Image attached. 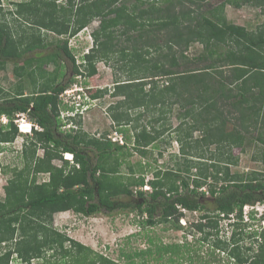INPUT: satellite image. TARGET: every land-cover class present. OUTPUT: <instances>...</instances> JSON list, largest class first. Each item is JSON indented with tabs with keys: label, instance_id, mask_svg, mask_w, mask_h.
<instances>
[{
	"label": "trees",
	"instance_id": "1",
	"mask_svg": "<svg viewBox=\"0 0 264 264\" xmlns=\"http://www.w3.org/2000/svg\"><path fill=\"white\" fill-rule=\"evenodd\" d=\"M59 1L19 0L7 8L0 0V69L11 61L19 78L15 88L1 89L0 118L6 115L9 121L0 126V144L19 136L17 113H27L42 128L34 129L32 141L23 149L25 166L9 178L5 196L0 197V264H11L14 254L20 264H119L53 226L57 212L72 210L91 216L103 212V207L111 212L119 206L146 214L147 224L173 221L175 227L181 226L184 216L179 206L200 211V219L191 226L201 240H210L216 230L215 247L238 264H264V228L255 251L242 242L248 226L238 222L244 221L245 205L264 201V173L253 170L241 175L230 169L238 162L234 148L243 149L247 142L264 145V22L249 29L230 21L226 12L227 5L251 4L264 15V0H222L218 4L213 0H136L132 5L127 0ZM96 18L100 19L94 32L97 47L85 55L84 70L76 64L67 40L57 45L73 65L74 74H95L97 61L113 54L125 60L123 66L131 78L116 82L112 93L124 97L117 107L160 112L149 124L134 127V147L143 157L162 134L155 125L164 119L162 106L183 109L176 131L185 132L186 140L178 137V141L182 154L193 158L179 162L176 168L156 169L152 180H145L149 167L142 162L127 160L129 174L120 175V166L132 155L124 144L106 136L91 137L82 130L60 131L59 94L71 84L59 81L60 50L25 58L27 52L53 43L45 41L42 29L74 36ZM22 23L32 30L20 29ZM118 26L121 35L132 42L130 47L116 44ZM197 42L202 49L190 57L188 50ZM51 62L55 68L49 71L46 66ZM30 78L34 86L27 93L23 79ZM161 80L164 83L159 84ZM103 92L98 89L91 96L99 98ZM127 109L115 112L113 119L119 124L130 120ZM195 131L202 136L193 139ZM187 144L192 151L186 149ZM201 144L216 149L209 156L204 151L197 153ZM39 146L43 156L37 155ZM90 146L96 161L88 152ZM262 149L259 157L264 164V146ZM65 152L74 154L72 165L64 160ZM196 156L202 161L194 160ZM55 159L64 164L57 166ZM39 173H48V179L39 182ZM146 183L151 184V192L137 191L143 202L114 199L124 194L134 197V187ZM206 185L209 195L201 190ZM210 197L214 209L204 201ZM231 216H235L233 232L229 238H220V220ZM175 247L179 253L178 245ZM173 248L163 247L164 251Z\"/></svg>",
	"mask_w": 264,
	"mask_h": 264
},
{
	"label": "rangeland",
	"instance_id": "2",
	"mask_svg": "<svg viewBox=\"0 0 264 264\" xmlns=\"http://www.w3.org/2000/svg\"><path fill=\"white\" fill-rule=\"evenodd\" d=\"M19 0H1L4 7L13 6V2ZM222 0H213V4H218ZM60 3H66V0H60ZM123 1H119L118 4H122ZM137 3L136 0H127L126 4ZM140 5V4H139ZM141 6V5H140ZM226 12L228 19L234 23L245 25L249 29H256L260 24L264 22V15L261 12V8L244 4L240 7L233 5H227ZM19 23H17L18 27ZM100 19H94L87 27L81 30L74 36L58 35L52 31L42 29V37L45 41L53 42L48 47L42 48L43 52L60 50L56 48L59 45L56 43H63L64 40L68 41V46L75 56L76 64L81 69H85V55L91 52L93 47H97L94 32L99 28ZM26 27L28 30L30 26L26 23H22L20 26ZM120 26L116 27V44L119 47L132 45L131 41H127L125 35H121L119 31ZM36 30V29H34ZM37 31L36 34H38ZM40 48L29 51L26 53L25 58L34 57L36 52H39ZM202 49V44L194 43L188 50L190 57L196 56ZM65 60V59H64ZM125 60H120L119 54H113L108 59H99L96 63L97 71L93 75L74 74L73 65L66 59L65 63L61 64V74L59 77L60 82L70 81L71 84H77L83 86L87 90L88 95L93 98L92 93L99 90H104V94L91 101V107L83 113V115L76 116L75 119L69 121H61L60 131L65 134L66 132H77L82 130L87 132L91 137L102 138L106 136L108 139L114 141L112 137L123 136L124 145L132 151V155L126 157L120 166L119 173L123 177H127L128 173V161L133 164L142 162L144 166H148L149 169L146 172L145 180H152L154 178L153 172L156 169L166 170L167 168H176L179 162L185 163L186 158H193L189 155L182 154V144L178 141V137H183L186 140L185 132L179 133L176 131L177 126L180 124L181 119L178 117L182 107L179 105H173L172 109L170 104L162 106L164 111L163 118L159 122H155V125L162 131L159 139L151 146L148 156L143 157L140 152L134 147V132L135 126H142L149 124L150 118L153 115H159L160 112L145 111L141 107H133L127 109L128 106H118V102H121L123 96H114L112 93L116 82L129 79L130 72L123 66ZM49 71L54 70V64L46 66ZM38 73L37 75H39ZM139 77L140 75H136ZM135 76V77H136ZM32 78L25 80L26 92L29 93L32 89ZM46 81V80H45ZM19 83L18 76L14 73V63L8 62L5 69H0V101L2 100L3 90L15 88ZM164 83L160 81L159 84ZM70 84V85H71ZM149 88V87H148ZM113 107V108H112ZM159 108V107H158ZM127 109L130 120L119 124L113 119L115 112H121ZM18 114V113H17ZM15 122H35V120L26 114L15 115ZM4 117L0 118V126L5 125ZM79 121V123H77ZM17 123V124H18ZM70 124V125H69ZM187 128V127H186ZM232 128V125L229 126ZM185 129V126L183 127ZM187 130V129H186ZM19 136L10 143L0 144V160L2 161V168H0V197L5 196V185L8 184L9 178H13L16 175L15 171H20L25 166V159L23 149L28 143L32 141L34 129L31 133L26 134L19 129ZM252 132V131H251ZM202 132L195 131L193 133V139L200 138ZM110 135L112 137H110ZM256 136V133H253ZM188 140V139H187ZM116 143L122 144L119 141ZM190 142V139L189 141ZM264 145L253 142L246 143L245 148L236 147L233 150V154L238 157L237 164L230 166L232 173H239L241 175L248 174L253 170L264 173V164L260 160L262 147ZM188 151H192L191 147L186 145ZM216 146L212 145L209 148L206 146L199 147L197 153L205 152L207 156L211 151H215ZM209 150V151H208ZM92 159L96 161L98 158L95 156L93 148H88ZM38 156L44 155V149L39 146L37 150ZM258 157V158H257ZM194 160H201L199 157H194ZM204 160V159H203ZM202 161V160H201ZM197 161V162H201ZM54 164L57 166L63 165L62 159H55ZM72 165L73 163L70 162ZM195 170V169H194ZM48 173L37 174V180L42 182L48 179ZM211 182V180H209ZM220 186V184L218 185ZM145 190L151 192L152 187L150 183H146L141 187H134V197L127 195H120L114 199L119 202H136V199L143 202V198L138 195L137 191ZM206 194L209 193V187L206 185L201 188ZM147 197H149L147 193ZM204 201L211 209H214L215 204L211 202V197ZM255 206L264 209V201L255 203ZM180 210L183 207L179 206ZM251 209L247 217H244V221L240 225L248 226L243 230L245 246H252L255 251L258 249V241H261V233L264 228V222L261 220V215ZM107 209L103 207V212H98L94 215L88 216L82 213H77L72 210L57 212L54 215L53 226L58 230L67 233L70 237L79 240L83 244L90 246L93 250L112 258L119 264H238V262L231 258L227 252L222 249L216 248L214 242L217 238L216 230L213 231V236L210 240H201V234L198 233L196 227H192L191 223L200 219V211H192L189 209L182 210L184 212L183 218L185 222L180 221L181 226L175 227L174 222L158 223L155 225L147 224V215L140 213L138 210L127 207H115L111 212H105ZM259 212V211H258ZM230 218V219H229ZM224 217L220 220L219 236L220 238H229L233 232L234 227L231 226L233 218ZM248 223V225H246ZM238 232H241L238 229ZM261 236V237H260ZM263 238V237H262ZM258 240V241H256ZM177 250H181L177 253ZM164 246H174L171 251H164ZM181 246V247H180ZM51 253V252H50ZM161 256V258H158ZM39 262V260H34ZM11 264H20L18 258H13ZM59 264H65L60 262Z\"/></svg>",
	"mask_w": 264,
	"mask_h": 264
},
{
	"label": "built area",
	"instance_id": "3",
	"mask_svg": "<svg viewBox=\"0 0 264 264\" xmlns=\"http://www.w3.org/2000/svg\"><path fill=\"white\" fill-rule=\"evenodd\" d=\"M80 91V93H78ZM85 99L87 101H85ZM94 100V98H91L88 95L87 90L83 88V86H78L76 83L71 84L70 86L66 87L63 91L59 94V109H60V115L59 118L63 121H69L72 123L73 118H76V116L83 115L85 111H87L91 107V101ZM20 115V114H17ZM4 117V123H8L9 118L6 115H3ZM17 120V119H16ZM15 120V121H16ZM18 123V122H17ZM30 125L29 130L32 129V127H35V129L41 130L42 128L36 124L35 122H19L17 125L19 126V129L23 133L24 130H22L23 125ZM70 125V124H69ZM112 137V136H110ZM114 141H119L120 143H124L123 136L120 137H112ZM64 159L70 160L72 163H74V155L72 153L65 152L64 153ZM62 166V165H60ZM257 209L259 212H257V215H261L264 212V209L260 207H256L255 204H247L244 206V217H247L251 209ZM182 210H185V208H182ZM181 221L184 223L185 219L182 217ZM186 223V222H185ZM2 242L0 241V244ZM5 244V243H3Z\"/></svg>",
	"mask_w": 264,
	"mask_h": 264
},
{
	"label": "flooded vegetation",
	"instance_id": "4",
	"mask_svg": "<svg viewBox=\"0 0 264 264\" xmlns=\"http://www.w3.org/2000/svg\"><path fill=\"white\" fill-rule=\"evenodd\" d=\"M57 44H58V43H56V45H57ZM48 46H49V45H48ZM48 46H47V47H48ZM59 46H60V45H59ZM59 46H58V47L56 46V48H59V49H60V53H61V55H62V56L59 57V61L61 60V62L65 63V60L68 59V58L64 55V50L61 49ZM45 48H46V47H45ZM50 52H51V51L43 52V49L40 48V49H39V52H36V53H35V56H34V57L41 56V55L43 56V55H46V54H48V53H50ZM64 59H65V60H64ZM68 60H69V59H68ZM69 61H70V60H69ZM21 63H23V62H21ZM50 64H54V66H55V63H54V62H51ZM72 73H74V72H72ZM67 133H68V132H66L65 134H67ZM110 136H111V135H110Z\"/></svg>",
	"mask_w": 264,
	"mask_h": 264
},
{
	"label": "clouds",
	"instance_id": "5",
	"mask_svg": "<svg viewBox=\"0 0 264 264\" xmlns=\"http://www.w3.org/2000/svg\"><path fill=\"white\" fill-rule=\"evenodd\" d=\"M78 93H80V91H78ZM95 99H97V98H95ZM85 101H87L86 99H85ZM18 114H26L25 112H20V113H18ZM37 124V123H36ZM19 127V126H18ZM33 129H35V127H32V129L31 130H29V131H27V133L26 134H29V133H31L32 132V130ZM22 132V131H21ZM68 153H70V152H68ZM73 154V153H72ZM74 155V154H73ZM63 158H64V153H63ZM64 160H67V159H64ZM74 160H75V156H74ZM70 161V160H69ZM71 162V161H70ZM75 162V161H74ZM72 163V162H71ZM253 211H255L256 213L259 211V210H253ZM262 215H264V212L261 214V216ZM263 222H264V220H263ZM1 245V244H0ZM5 245V244H4ZM17 255L16 254H14V257H16Z\"/></svg>",
	"mask_w": 264,
	"mask_h": 264
},
{
	"label": "bare ground",
	"instance_id": "6",
	"mask_svg": "<svg viewBox=\"0 0 264 264\" xmlns=\"http://www.w3.org/2000/svg\"><path fill=\"white\" fill-rule=\"evenodd\" d=\"M29 127H30V125L24 124L22 130H24V132H27V131H29Z\"/></svg>",
	"mask_w": 264,
	"mask_h": 264
}]
</instances>
